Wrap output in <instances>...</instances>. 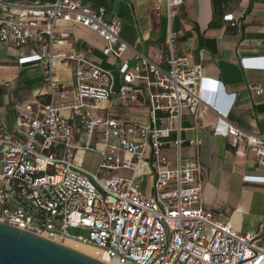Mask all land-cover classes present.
<instances>
[{"label":"built area","instance_id":"built-area-1","mask_svg":"<svg viewBox=\"0 0 264 264\" xmlns=\"http://www.w3.org/2000/svg\"><path fill=\"white\" fill-rule=\"evenodd\" d=\"M166 3L172 21L184 0ZM60 22L95 32L104 41L102 54L120 59L117 90L112 72L97 62L56 55V45L69 37L59 31ZM121 30L122 22L105 7L82 0H0V42L32 47L19 62L41 63L48 87L44 99L18 112L13 131L0 130V221L90 245L119 264H264L259 232H243L204 206L202 165L183 155L186 143L199 147L202 138L183 132L187 119L212 112L213 135L229 138L233 147L244 144L259 165L264 133L247 132L229 119L235 97L228 109L221 107L220 83L210 98L203 64L175 53L176 32L169 31L163 66L140 51L134 62L124 59L130 47ZM59 59L74 65L71 86L58 78ZM241 64L264 70V55L243 57ZM248 87L264 94V82ZM115 93L123 105L148 103L152 122L113 115ZM97 106L104 112H95ZM87 152L99 155L95 170L78 161ZM122 169L130 175L114 173ZM149 174L152 193L146 195L141 179ZM243 179L264 184V176Z\"/></svg>","mask_w":264,"mask_h":264},{"label":"crops","instance_id":"crops-1","mask_svg":"<svg viewBox=\"0 0 264 264\" xmlns=\"http://www.w3.org/2000/svg\"><path fill=\"white\" fill-rule=\"evenodd\" d=\"M82 1L105 7L110 18L122 22L121 36L130 47L123 58L131 62L134 52L140 51L166 66L169 31L176 32L175 53L187 56L190 64H203L210 98L216 96L220 83L221 107L228 109L235 97L229 119L247 132L264 133V94L248 87L249 83L264 82V70L247 69L241 64L243 57L264 55V0H184L172 21L166 0ZM58 29L69 37L56 45V55L75 53L97 62L112 72L117 90L122 81L120 59L102 54L103 39L77 24L60 22ZM32 53V47L15 48L0 42V130L13 131L18 112L46 97L44 66L19 62ZM54 68L65 86L73 84L72 62L59 59ZM112 114L140 124L152 122L148 103L123 105L117 93L112 96ZM216 119L209 112L184 122L183 135L200 137L202 144L196 147L186 143L183 155L202 165L204 206L241 231L259 232L264 237V184L243 179L245 175L264 176V165H259L255 153L244 144L233 147L229 138L214 136ZM168 153L174 160V150ZM81 164L84 166V161Z\"/></svg>","mask_w":264,"mask_h":264},{"label":"water","instance_id":"water-1","mask_svg":"<svg viewBox=\"0 0 264 264\" xmlns=\"http://www.w3.org/2000/svg\"><path fill=\"white\" fill-rule=\"evenodd\" d=\"M0 264H109L62 243L0 221Z\"/></svg>","mask_w":264,"mask_h":264},{"label":"rangeland","instance_id":"rangeland-1","mask_svg":"<svg viewBox=\"0 0 264 264\" xmlns=\"http://www.w3.org/2000/svg\"><path fill=\"white\" fill-rule=\"evenodd\" d=\"M93 110L95 112H97L98 114L103 113V110H100V108L94 107ZM78 161L81 163L82 161H84V167L90 170H95L99 161V155L96 152H87L85 154H80L78 156ZM114 173L123 175V176H129L130 175V171L126 170V169H122V170H117L114 171ZM153 183V175L149 174V175H145L142 177L141 179V185H142V190L145 194L150 193L151 191V186ZM72 232H77L76 230L72 229Z\"/></svg>","mask_w":264,"mask_h":264},{"label":"bare ground","instance_id":"bare-ground-1","mask_svg":"<svg viewBox=\"0 0 264 264\" xmlns=\"http://www.w3.org/2000/svg\"><path fill=\"white\" fill-rule=\"evenodd\" d=\"M40 236H43L45 238H48V239H51L53 241H56V242H59V243H62L63 245L67 246V247H70V248H75V249H78L84 253H87L89 255H92L94 257H97V258H100L106 262H108L109 264H119L118 262H116L115 260H112V259H108L106 256L104 255H98L94 248L90 245H87V244H83V243H79V242H76L74 240H71V239H67V238H53V237H50L48 236L47 234L45 233H36Z\"/></svg>","mask_w":264,"mask_h":264},{"label":"trees","instance_id":"trees-1","mask_svg":"<svg viewBox=\"0 0 264 264\" xmlns=\"http://www.w3.org/2000/svg\"><path fill=\"white\" fill-rule=\"evenodd\" d=\"M10 1H19V0H10Z\"/></svg>","mask_w":264,"mask_h":264}]
</instances>
